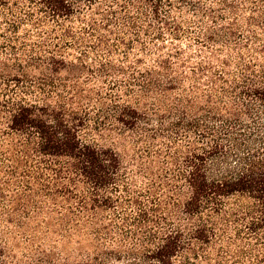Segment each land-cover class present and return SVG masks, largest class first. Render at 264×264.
I'll list each match as a JSON object with an SVG mask.
<instances>
[{"label": "trees", "instance_id": "1", "mask_svg": "<svg viewBox=\"0 0 264 264\" xmlns=\"http://www.w3.org/2000/svg\"><path fill=\"white\" fill-rule=\"evenodd\" d=\"M0 264H264V0H0Z\"/></svg>", "mask_w": 264, "mask_h": 264}, {"label": "rangeland", "instance_id": "2", "mask_svg": "<svg viewBox=\"0 0 264 264\" xmlns=\"http://www.w3.org/2000/svg\"><path fill=\"white\" fill-rule=\"evenodd\" d=\"M131 133L124 132L122 134H116L112 132H106L101 137L97 138V142L105 148L114 149L117 153L122 157V159L128 162L134 156L135 147L132 143ZM10 235V234H9ZM10 237V236H9ZM10 239V238H9ZM11 246L10 248L13 250V253L17 255V257L22 256L26 250V243L20 237L11 234L10 239ZM62 246V247H61ZM58 245V250L62 252L71 251V248H67L66 245ZM80 261L79 259L72 258L71 262Z\"/></svg>", "mask_w": 264, "mask_h": 264}]
</instances>
